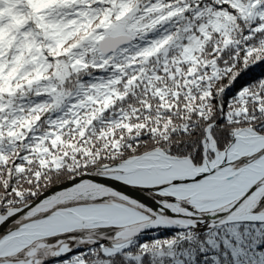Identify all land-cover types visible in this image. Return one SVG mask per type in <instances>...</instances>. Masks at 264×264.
<instances>
[{
    "label": "snow or ice",
    "instance_id": "obj_1",
    "mask_svg": "<svg viewBox=\"0 0 264 264\" xmlns=\"http://www.w3.org/2000/svg\"><path fill=\"white\" fill-rule=\"evenodd\" d=\"M0 34V264H264V0H0Z\"/></svg>",
    "mask_w": 264,
    "mask_h": 264
},
{
    "label": "trees",
    "instance_id": "obj_2",
    "mask_svg": "<svg viewBox=\"0 0 264 264\" xmlns=\"http://www.w3.org/2000/svg\"><path fill=\"white\" fill-rule=\"evenodd\" d=\"M0 38H2V34H0ZM262 71H264V68L256 69V74L258 75ZM167 234L168 233H161V234H159V236H163V235H167ZM159 236L157 238H159Z\"/></svg>",
    "mask_w": 264,
    "mask_h": 264
}]
</instances>
